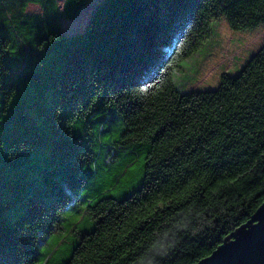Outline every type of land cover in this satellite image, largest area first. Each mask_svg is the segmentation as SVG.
<instances>
[{
	"label": "trees",
	"instance_id": "16d2710c",
	"mask_svg": "<svg viewBox=\"0 0 264 264\" xmlns=\"http://www.w3.org/2000/svg\"><path fill=\"white\" fill-rule=\"evenodd\" d=\"M22 1L42 13L0 6V264H194L252 218L264 44L216 89L174 74L264 0H102L72 34L86 0Z\"/></svg>",
	"mask_w": 264,
	"mask_h": 264
},
{
	"label": "rangeland",
	"instance_id": "374dc122",
	"mask_svg": "<svg viewBox=\"0 0 264 264\" xmlns=\"http://www.w3.org/2000/svg\"><path fill=\"white\" fill-rule=\"evenodd\" d=\"M58 1L62 9L65 0ZM101 1L86 0L85 6L74 19L62 18V31L67 34L83 32L91 12ZM0 6L9 17L21 11L27 14L42 13L40 4L24 5L22 0H0ZM263 44L264 25L249 31H234L225 20H220L215 25V34L205 44L202 52L190 58L188 63H181L174 74L176 85L183 92L216 89L223 73L237 75ZM113 164H119V160L112 159Z\"/></svg>",
	"mask_w": 264,
	"mask_h": 264
},
{
	"label": "water",
	"instance_id": "95a60500",
	"mask_svg": "<svg viewBox=\"0 0 264 264\" xmlns=\"http://www.w3.org/2000/svg\"><path fill=\"white\" fill-rule=\"evenodd\" d=\"M240 237L238 245H232ZM194 264H264V202L252 218Z\"/></svg>",
	"mask_w": 264,
	"mask_h": 264
},
{
	"label": "snow or ice",
	"instance_id": "6c2138e0",
	"mask_svg": "<svg viewBox=\"0 0 264 264\" xmlns=\"http://www.w3.org/2000/svg\"><path fill=\"white\" fill-rule=\"evenodd\" d=\"M141 163L143 162L141 161ZM119 194L120 192L114 193V195H119ZM239 243H240V237H238L237 240L232 245H238ZM40 264H43V261H41Z\"/></svg>",
	"mask_w": 264,
	"mask_h": 264
},
{
	"label": "clouds",
	"instance_id": "9594fccd",
	"mask_svg": "<svg viewBox=\"0 0 264 264\" xmlns=\"http://www.w3.org/2000/svg\"><path fill=\"white\" fill-rule=\"evenodd\" d=\"M11 157V156H10Z\"/></svg>",
	"mask_w": 264,
	"mask_h": 264
}]
</instances>
